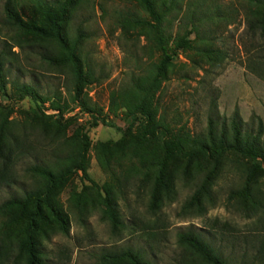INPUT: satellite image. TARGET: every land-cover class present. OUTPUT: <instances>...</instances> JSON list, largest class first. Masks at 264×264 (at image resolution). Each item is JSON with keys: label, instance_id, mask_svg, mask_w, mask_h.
Returning <instances> with one entry per match:
<instances>
[{"label": "rangeland", "instance_id": "rangeland-1", "mask_svg": "<svg viewBox=\"0 0 264 264\" xmlns=\"http://www.w3.org/2000/svg\"><path fill=\"white\" fill-rule=\"evenodd\" d=\"M4 0H0V19ZM25 21L41 23V16L30 0H15ZM227 11V19L205 14L193 19L198 31L189 36L192 48L174 53L169 80L158 93V103L165 110L172 130L192 136L206 133L208 118L218 128L230 129L233 118L242 130L256 133L259 126L264 137V79L248 67L260 43L247 34L245 5L241 0H177V9L168 17L165 35L168 47L177 31H190L188 14L204 11L207 6ZM125 16L149 24L153 21L134 0H76L67 28L74 33L82 28L88 39L82 53L98 81L86 87L85 94L94 115L81 111L72 101L70 76L64 69H54L41 62L39 50L19 49L10 40L13 33L0 26V53L5 54L7 82L37 85L42 97H58L63 110L59 117L50 101L18 99L11 85L0 89V108L12 110L9 117L7 157L2 171L0 204L11 196L37 188L40 179L27 169L38 163H53L65 150L53 135L65 132L68 143H82L86 135L89 149L85 155L86 175L73 173L55 192V205L66 220L67 232L60 230L49 210L35 233L36 260L42 264H105L100 257L130 248L139 251L148 264H200L199 260L178 244L177 235L187 230L200 233L217 249L227 264H264V166L230 153L216 167L202 163L197 171L184 176L179 163H171V199L164 200L156 212L148 209L149 189L140 184L144 170L126 155L124 136L128 122L123 109L111 111L118 96L130 90L135 78L143 76L151 63L161 59L160 51L143 27L122 26ZM202 39V40H201ZM55 50L54 43H43ZM94 118L104 119L109 126ZM112 126V127H111ZM114 152L115 180L98 163L100 144ZM69 149V148H68ZM261 167V169L258 167ZM257 168L252 194L257 205L249 213L236 205L235 192L242 190L246 171ZM153 172L147 174L152 179ZM201 185L204 188H198ZM200 191L203 212L194 206L185 209L196 191ZM105 203L110 205L111 214ZM27 222L20 218L6 225L0 218V264H14L20 258ZM19 264H25L22 254Z\"/></svg>", "mask_w": 264, "mask_h": 264}, {"label": "trees", "instance_id": "trees-1", "mask_svg": "<svg viewBox=\"0 0 264 264\" xmlns=\"http://www.w3.org/2000/svg\"><path fill=\"white\" fill-rule=\"evenodd\" d=\"M145 11L153 24L138 18L129 19L125 16L121 25L141 26L150 35L154 34L153 43L161 53V59L157 63H151L143 76L135 78L130 90L118 96L117 104L111 111L123 109V115L128 122L124 136L133 133L135 137L127 144L126 155L130 161H136L144 170L140 184L149 189L148 209L156 212L158 207L166 199H171V163H179L181 172L188 176L190 171H197L202 163H211L213 166L221 164L228 154H236L243 159L259 161L264 166V137L261 126L256 133L252 130H242L241 123L235 118L230 123V129L223 125L218 128L217 121L213 117L208 118V125L204 135L192 136L188 132L172 130L167 121L164 109L158 103V93L162 85L169 80V73L173 66L174 53L177 50L192 48L189 36L198 31L201 20L192 23L193 19L205 14H214L211 17L227 19V11L220 10L210 5L204 11L196 10L187 16L192 23L191 30L177 31L172 42L173 50L168 47L169 36L165 35V25L171 13L177 9V0H134ZM33 7L41 16V23L25 21L20 16L15 0H4L3 16L0 26L13 33L10 40L14 41L19 49H38L36 52L41 62L50 68L64 69L70 76L72 101L78 108L94 115L88 96L85 94L86 87L98 81L94 72L88 64V60L82 53V45L88 39V34L80 27L74 33L68 31L67 25L73 12L76 0H30ZM245 5L247 34L252 39L258 38L260 43L254 48V57L250 60L249 71L257 77L264 79V0H241ZM169 22V21H168ZM200 24V23H199ZM202 40V39H201ZM54 43L55 50L44 47L43 43ZM5 54L0 53V89L11 85L18 99L29 97L31 100L42 104L50 101L54 111L59 117L63 110L56 105L58 97H42L38 93L37 85L20 84L18 81L7 82L5 66ZM12 110L8 107L0 108V181L2 171L6 169L9 162L7 157L9 138V117ZM94 125L98 123L109 126L104 119L94 118ZM112 127V126H111ZM55 141L61 142L65 153L53 163H38L27 169L31 176L40 179L37 188L25 191L20 196H11L0 204V218L4 219L6 225L16 223L20 218L27 222L24 229L23 243L19 244V254H24L25 264H42L36 260L37 248L35 233L44 223V211L49 210L57 220L62 232H67V223L63 214L55 205V192L62 188L68 178L75 172L86 175L85 155L89 149V140L86 135L75 132V137H83L82 143H68L69 138L65 132L53 134ZM69 148V149H68ZM116 153L109 152L106 144L102 143L98 149V163L103 171L117 179L114 162ZM261 169L259 166L258 169ZM2 169V171H1ZM257 168L252 167L246 171V179L242 190L235 192L236 205L240 210L249 213L255 210L257 205L252 194V182ZM153 172L152 179L147 174ZM198 188H204L201 185ZM194 206L199 212H203L200 191H196L186 203L185 209ZM107 212L111 208L105 203ZM112 224L115 223L113 215L110 217ZM178 244L191 252L200 264H227L221 257L220 252L215 249L203 236L193 230H187L177 235ZM20 256V258H21ZM20 258H17L20 260ZM18 260L14 264H19ZM105 264H148L139 251L130 248L116 253H108L100 257Z\"/></svg>", "mask_w": 264, "mask_h": 264}]
</instances>
